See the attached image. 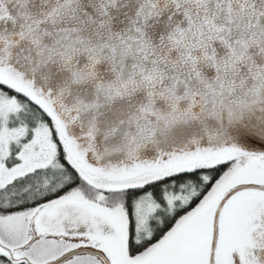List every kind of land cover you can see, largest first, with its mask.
Instances as JSON below:
<instances>
[{
    "label": "snow or ice",
    "instance_id": "snow-or-ice-1",
    "mask_svg": "<svg viewBox=\"0 0 264 264\" xmlns=\"http://www.w3.org/2000/svg\"><path fill=\"white\" fill-rule=\"evenodd\" d=\"M0 264H264V0H0Z\"/></svg>",
    "mask_w": 264,
    "mask_h": 264
}]
</instances>
